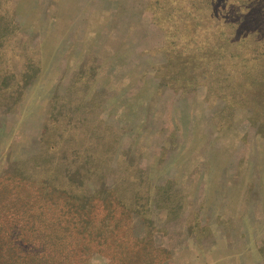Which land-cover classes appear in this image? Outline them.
<instances>
[{"label": "rangeland", "instance_id": "obj_1", "mask_svg": "<svg viewBox=\"0 0 264 264\" xmlns=\"http://www.w3.org/2000/svg\"><path fill=\"white\" fill-rule=\"evenodd\" d=\"M147 2L0 0V67L11 62L6 84L20 93L0 113V177L32 156L24 169L43 174L32 166L46 125L76 116L111 134L90 193L132 168L145 173L163 264H264V127L250 107L223 109L204 86L173 81ZM90 262L106 264L96 254Z\"/></svg>", "mask_w": 264, "mask_h": 264}, {"label": "trees", "instance_id": "obj_2", "mask_svg": "<svg viewBox=\"0 0 264 264\" xmlns=\"http://www.w3.org/2000/svg\"><path fill=\"white\" fill-rule=\"evenodd\" d=\"M147 3L156 8L167 37L173 81L204 86L208 97L224 101L223 109L233 102L250 107L251 119L264 127V0ZM10 66L8 73L0 67V113L20 97L18 84H6ZM43 133L32 167L44 173L26 172L32 156L19 165L20 174L0 177V264H91L93 254L106 264H163L169 250L155 241L141 189L144 172L132 168L112 187L86 188L102 171L97 161L112 150L111 134L76 116L46 125ZM123 163L122 169L130 168Z\"/></svg>", "mask_w": 264, "mask_h": 264}]
</instances>
